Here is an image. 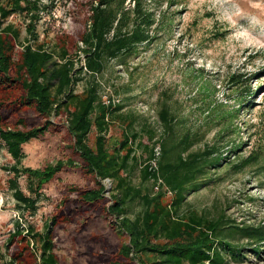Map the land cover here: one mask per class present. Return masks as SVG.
<instances>
[{
    "label": "rangeland",
    "instance_id": "374dc122",
    "mask_svg": "<svg viewBox=\"0 0 264 264\" xmlns=\"http://www.w3.org/2000/svg\"><path fill=\"white\" fill-rule=\"evenodd\" d=\"M29 1L38 2L37 10L32 11L36 19L30 18L33 13H15L1 24L13 25L21 44L53 51L59 37L76 39L88 26L92 0ZM140 5L152 22L149 40L137 45L132 54L105 61L99 75H80L74 93L80 95L95 85L100 102L111 105L112 118L105 134L110 152L119 149L126 137L136 136L134 143L128 141L134 159L127 174L133 186L149 194L160 187L151 180L142 181L140 171L152 147L159 154L158 144L165 133L157 112L165 103L175 119L176 141L188 133L197 139L189 153L214 150L212 156L220 160L202 177L203 186L186 196L184 208L210 218L223 214L237 224L264 227V0H140ZM123 7L133 9L134 0H124ZM30 24L34 28L31 34L26 30ZM79 58L82 60V54ZM82 64L76 63V68ZM22 115L30 125L41 122L30 111ZM4 118L12 124L14 114L7 112ZM49 121L51 132L22 146L20 167L35 170L68 159L75 165L64 168L43 186L38 210L32 217L25 216L26 223L41 233L53 215L68 218V223H60L54 230V252L59 264L119 262L116 249L123 238L110 228L115 220L105 212L111 204L112 182L102 181L105 193L101 214L98 209L80 205L75 194L70 193L72 188L83 190L93 184L70 149L72 142L66 133L64 115L51 116ZM96 135L92 128L88 135L91 148ZM247 158L250 161L246 167L233 169ZM13 164L0 141L3 254L19 216L7 188L11 175L2 169ZM19 185L27 195L25 177L19 179ZM67 196L68 209L62 210ZM171 197L167 192L164 203H169ZM140 210L138 202L131 203L129 216L132 218ZM238 246L242 256L231 264H264V245L258 252L245 241Z\"/></svg>",
    "mask_w": 264,
    "mask_h": 264
},
{
    "label": "trees",
    "instance_id": "16d2710c",
    "mask_svg": "<svg viewBox=\"0 0 264 264\" xmlns=\"http://www.w3.org/2000/svg\"><path fill=\"white\" fill-rule=\"evenodd\" d=\"M123 1L92 0L87 28L76 39L59 37L55 50L47 51L40 45L21 44L19 32L13 25L1 26L15 13H33L38 2L0 0V141L14 161L12 166L2 169L11 175L7 188L19 215L6 240L5 254L0 251V264H59L54 252V230L60 223H68V218L53 215L40 233L26 223L25 216L36 214L43 186L75 163L71 159L58 160L35 170L20 167V164L24 158L22 146L51 132L49 119L60 115L65 117L66 133L72 142L70 149L93 184L83 190L72 188L70 193L75 194L80 205L98 209L101 214L105 193L102 181L112 182L111 204L105 212L115 220L110 228L123 238V242L116 249L119 262L110 264L129 261L138 264H231L242 256L239 242L245 241L255 252L264 245V227L237 224L225 219L223 214L210 218L190 207L184 208L186 196L203 186L202 177L210 167L219 165L220 160L212 156L216 153L214 150L189 153L197 139L188 133L176 141L175 119L165 103L157 112L165 133L158 144L159 154L156 155L152 147L140 171L142 181L151 180L160 187L149 194L133 186L127 174L129 163L134 159L128 141L134 143L136 136L126 137L119 149L110 152L105 134L112 118L111 105L100 102L95 85L80 95L74 93L80 75H99L105 61L132 54L137 45L149 40L148 28L152 22L149 14L142 12L140 0H134L133 9L127 10ZM30 18L36 19V13ZM26 30L33 33L32 24ZM18 46L21 49H17ZM70 51L76 55L72 56ZM76 63L83 64L76 68ZM28 111L41 122L30 125L22 115ZM7 112L14 114L12 124L5 122ZM92 128L97 133L94 148L88 145ZM249 161L247 158L232 167L239 171ZM22 177L26 179L27 195L19 185ZM167 192L172 197L169 203H164ZM68 199V196L64 198L62 210L68 209ZM135 201L141 210L131 218L128 207Z\"/></svg>",
    "mask_w": 264,
    "mask_h": 264
},
{
    "label": "built area",
    "instance_id": "2783aa9c",
    "mask_svg": "<svg viewBox=\"0 0 264 264\" xmlns=\"http://www.w3.org/2000/svg\"><path fill=\"white\" fill-rule=\"evenodd\" d=\"M106 183H108L109 182V180L108 179H106V180H104Z\"/></svg>",
    "mask_w": 264,
    "mask_h": 264
}]
</instances>
